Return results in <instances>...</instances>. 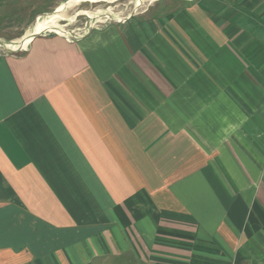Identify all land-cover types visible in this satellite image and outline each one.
Instances as JSON below:
<instances>
[{
  "label": "crops",
  "instance_id": "crops-1",
  "mask_svg": "<svg viewBox=\"0 0 264 264\" xmlns=\"http://www.w3.org/2000/svg\"><path fill=\"white\" fill-rule=\"evenodd\" d=\"M179 1L0 57V264H264V0Z\"/></svg>",
  "mask_w": 264,
  "mask_h": 264
},
{
  "label": "rangeland",
  "instance_id": "rangeland-1",
  "mask_svg": "<svg viewBox=\"0 0 264 264\" xmlns=\"http://www.w3.org/2000/svg\"><path fill=\"white\" fill-rule=\"evenodd\" d=\"M162 1L166 10L175 9L181 4L179 0H47L37 6L33 1L31 6L34 5V10L41 11L42 15L30 19L29 32L19 33L18 21L13 17L8 19L7 26L0 25V57L21 51L31 35L44 32L78 37L96 26L160 8L158 5Z\"/></svg>",
  "mask_w": 264,
  "mask_h": 264
},
{
  "label": "bare ground",
  "instance_id": "bare-ground-1",
  "mask_svg": "<svg viewBox=\"0 0 264 264\" xmlns=\"http://www.w3.org/2000/svg\"><path fill=\"white\" fill-rule=\"evenodd\" d=\"M140 2H142V1H140ZM138 5H139V4H138ZM33 36H35V35H33ZM33 36H32V37H33Z\"/></svg>",
  "mask_w": 264,
  "mask_h": 264
},
{
  "label": "water",
  "instance_id": "water-1",
  "mask_svg": "<svg viewBox=\"0 0 264 264\" xmlns=\"http://www.w3.org/2000/svg\"><path fill=\"white\" fill-rule=\"evenodd\" d=\"M32 38H34V37H32ZM32 38H31V39H32Z\"/></svg>",
  "mask_w": 264,
  "mask_h": 264
}]
</instances>
